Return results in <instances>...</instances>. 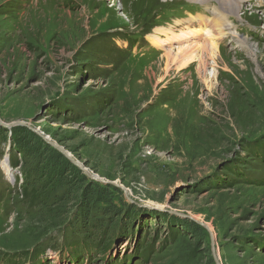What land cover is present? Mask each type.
<instances>
[{"label":"rangeland","instance_id":"1","mask_svg":"<svg viewBox=\"0 0 264 264\" xmlns=\"http://www.w3.org/2000/svg\"><path fill=\"white\" fill-rule=\"evenodd\" d=\"M240 5L229 21L255 53L225 38L217 56L204 52L181 68V58L168 61L166 52L205 43V32L160 48L149 36L200 29L197 17H215L218 0H0V120L22 122L13 128L58 143L101 179L60 151L90 180L123 186L113 185L128 205L204 221L221 264H264V156L253 149H264V0ZM191 6L192 12L184 10ZM17 143L0 123V264H12L15 256L21 257L17 264H74L36 245L79 236L94 245L104 233L99 227L109 226L100 213L109 206H97L87 226L68 204L69 217L56 220L61 206L55 196L65 187L47 191L31 177L35 196H23L26 161ZM14 154L20 161L10 165L12 178L2 163L10 164ZM132 225L134 234L120 236L107 257L82 264H126L127 255L138 258L143 251H149L145 261L131 264L214 259L204 226L209 242L199 247L186 232L173 238L172 223L149 213ZM37 251L44 253L30 259Z\"/></svg>","mask_w":264,"mask_h":264},{"label":"trees","instance_id":"2","mask_svg":"<svg viewBox=\"0 0 264 264\" xmlns=\"http://www.w3.org/2000/svg\"><path fill=\"white\" fill-rule=\"evenodd\" d=\"M191 7H185L184 10L192 11L195 9L194 7ZM148 33H150V31H147V34ZM143 35L142 37L144 38ZM11 133L12 136L15 139L17 138L19 143H21V146H18L17 143L15 148L19 150L22 159L26 161V166L22 170L25 177V185L22 190V195L27 199L30 197L34 198L35 196L36 190L33 188L28 189V182L30 178L33 177L36 179V183L43 186L47 191H57L62 187H65L61 195L56 194L55 196V203L57 202L56 204L61 206V209L57 212L59 216L56 218V220L59 217L61 220H63L65 217H69V213L71 211L67 212L63 210V204H68L69 208L73 209L72 212H74L75 209H78L77 211H79V214L77 213V215L79 216L81 223L83 222L84 225L87 226L86 223H90L93 211H96L97 206H102V204L103 206H109L108 208L102 209L100 211L101 214L109 218V226L106 228L99 227L103 229L104 233L94 245L92 243H88L86 239L79 236L77 240L70 242L66 240L61 245L59 242H53L52 244L47 245L38 244L36 245V250H45L47 247H52L55 251L59 252L62 260L68 257V261L72 260V263L74 264H82L84 259L94 263V259L98 254H102L104 257H107L110 251L115 250L116 243L120 241V236L129 237L130 234H134L135 229L134 225H132V222L136 221L140 214L143 215L147 213L155 217H161L168 223L170 221V223H172V230L174 231L173 238H177L179 235L186 232L193 240L197 242L199 247L203 244L206 245L209 242V239H207L208 235L206 233V229L202 227V225L189 218H181L179 216L159 211L148 212L145 209H139L136 207V205H128V203L122 197H118V194H121V190L119 188L110 184L105 185L90 180L58 149L54 148L30 129L26 127H16L11 129ZM11 146H13L12 143ZM261 147L262 144H258L257 147H253V149L254 152H256V155H260V158H263L264 149ZM259 148H261L263 151L262 155L259 154L261 150L259 152L256 151ZM19 161L20 160H18L17 154H14V156L11 158L10 164L13 167H17ZM116 198H118V200H116ZM125 209H130L129 211L127 210L129 216H125V221L120 220ZM126 222L127 224L125 225ZM37 223L39 224V221H37ZM117 223L122 224L121 229L116 227ZM62 225L60 224L54 229L59 228ZM50 226H47L45 230L47 231L48 227ZM117 229L120 230V232L114 233L117 231ZM111 231H113V233H111ZM39 233L36 235L38 236ZM250 242L255 243L254 240H250ZM257 243L261 245L258 240ZM145 246L147 248L146 250H149L148 245ZM207 249L209 248L205 246L202 248V251L209 252ZM37 252L39 253H36L34 256L32 254L30 259L32 258L35 261L39 259L44 253L42 251ZM148 252L149 251H143V253L136 252L138 258L133 254L130 256V258L127 255L124 262H126V264H131V261L135 260L142 259L145 261V256H147L146 254ZM206 256L207 259L210 258L208 264H215L214 259L211 258V254ZM112 257L111 260H113ZM17 259L21 260V257H10L12 264H17Z\"/></svg>","mask_w":264,"mask_h":264},{"label":"bare ground","instance_id":"3","mask_svg":"<svg viewBox=\"0 0 264 264\" xmlns=\"http://www.w3.org/2000/svg\"><path fill=\"white\" fill-rule=\"evenodd\" d=\"M196 1L205 2L207 0H196ZM218 2L220 4L221 9L217 8V11L215 12V17L213 18H210L208 16L197 17L198 21H200L201 24L199 26L201 27L200 29L197 26L189 27V29L187 30L181 32H174L173 35H168V38L166 37V39H164L162 36L160 37L159 35H157V33L156 35H153L151 33V35L149 36L151 39L150 41H152L153 44L157 45V47L158 46L164 47L165 45L169 44L172 41L181 43L182 41L189 40L192 37L196 38L200 30L204 31L205 38L207 39L205 43H200L199 46H195V45H189L184 47L181 46L178 48L177 51L173 52L172 50H170L166 52L165 55L168 61L171 60L175 61L176 57L181 58L180 59L181 68L187 66L191 61L194 60V58L197 57L201 58V56H203L201 53L209 51L211 56H217L218 51L220 50L218 41L224 40L225 38H235L238 42L241 43L242 46H246L247 48L249 46V51H251L252 54L255 53L254 50L252 49V45L248 41V38L243 37L242 35L239 36V32L234 28L235 23L229 21L230 14L233 13L236 15L238 14L239 9L241 8L240 0H218ZM158 30L164 33L165 32L168 33L170 28L158 27ZM2 165L4 166L9 177L13 178L14 173L10 168L11 164H9L8 161H3Z\"/></svg>","mask_w":264,"mask_h":264},{"label":"water","instance_id":"4","mask_svg":"<svg viewBox=\"0 0 264 264\" xmlns=\"http://www.w3.org/2000/svg\"><path fill=\"white\" fill-rule=\"evenodd\" d=\"M0 123H1V125H3L4 127H6V128H13L14 126H19V125H25V124H23L22 122H13V123H4V122H2L1 120H0ZM41 136L43 137V139L47 142V143H49L50 145H52L54 148H56V149H58L59 151H61L65 156H67L68 158H70L72 161H73V163H75L76 165H78L85 173H87L88 174V170H87V168H85L79 161H77V160H75V159H73V157L62 147V146H60L58 143H56V142H54L53 140H51V139H49V138H46L45 136H43L42 134H41ZM8 157H9V155H8ZM89 175V174H88ZM90 177H92L93 179H95V180H97V181H101V179H99L98 177H96V176H92V175H89ZM111 184H113V185H116V186H119V187H121L122 189H124L125 190V188L123 187V186H121V185H119V184H116V183H111ZM129 200L130 201H133L131 198H129ZM140 206H144V207H147V208H150V209H153V208H156V209H158V210H162L161 208H159V207H152L151 205H149V204H139ZM173 213H176V214H179V215H182V216H185L186 218H189V219H191V220H193V221H195L196 223H198V224H200V225H202V226H204L209 232H210V234H211V236H212V250H213V256H214V259H215V262H216V264H221V262H220V260H219V257H218V255H217V252H216V246H215V239H214V236H213V230H212V228L208 225V224H206L204 221H201V220H198V219H196V218H194L193 216H191V215H189V214H183V213H180V212H177V211H173Z\"/></svg>","mask_w":264,"mask_h":264}]
</instances>
